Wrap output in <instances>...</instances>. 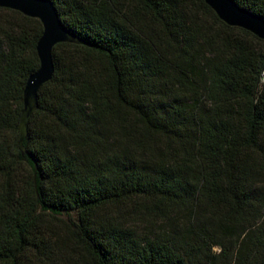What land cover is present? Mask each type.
Wrapping results in <instances>:
<instances>
[{"label":"trees","instance_id":"obj_1","mask_svg":"<svg viewBox=\"0 0 264 264\" xmlns=\"http://www.w3.org/2000/svg\"><path fill=\"white\" fill-rule=\"evenodd\" d=\"M49 1L80 43L52 50L25 154L43 28L0 8V264H264V41L204 0Z\"/></svg>","mask_w":264,"mask_h":264},{"label":"water","instance_id":"obj_2","mask_svg":"<svg viewBox=\"0 0 264 264\" xmlns=\"http://www.w3.org/2000/svg\"><path fill=\"white\" fill-rule=\"evenodd\" d=\"M204 2L227 26L245 30L264 41L263 18L243 10L233 0H204ZM0 8L37 19L43 28L36 46L39 69L26 82L23 94L24 105L19 120V150L25 154L23 141L28 136L29 121L38 110V92L54 74L52 50L58 44H79L80 40L63 27L49 0H0ZM262 76L264 78V73Z\"/></svg>","mask_w":264,"mask_h":264},{"label":"rangeland","instance_id":"obj_3","mask_svg":"<svg viewBox=\"0 0 264 264\" xmlns=\"http://www.w3.org/2000/svg\"><path fill=\"white\" fill-rule=\"evenodd\" d=\"M264 79V78H263ZM118 216L127 224L128 227L139 232L158 229L157 223L149 216L134 214L132 209H123L118 212Z\"/></svg>","mask_w":264,"mask_h":264}]
</instances>
